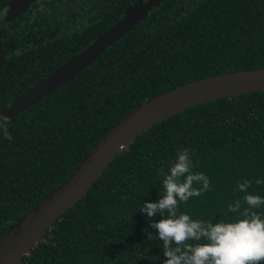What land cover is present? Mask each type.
<instances>
[{"label":"trees","instance_id":"obj_1","mask_svg":"<svg viewBox=\"0 0 264 264\" xmlns=\"http://www.w3.org/2000/svg\"><path fill=\"white\" fill-rule=\"evenodd\" d=\"M37 1L17 19H0V110L110 31L133 2ZM13 2L0 0V16ZM54 29L61 40L32 45ZM251 70H264V0H160L67 84L14 117L0 116L12 136L0 133V241L139 106L188 82ZM181 148L194 152L193 171L211 180L210 191L179 204L181 212L213 223L235 216L228 205L247 206L238 191L245 179L248 192L264 197V184L255 183L264 180V91L193 106L136 136L19 264H163L162 241L139 210L158 201L160 169L168 173Z\"/></svg>","mask_w":264,"mask_h":264},{"label":"water","instance_id":"obj_2","mask_svg":"<svg viewBox=\"0 0 264 264\" xmlns=\"http://www.w3.org/2000/svg\"><path fill=\"white\" fill-rule=\"evenodd\" d=\"M33 1L14 0L10 6L17 9ZM159 1L142 2L84 52L0 110V116L14 117L67 84L128 34ZM4 63L0 39V68ZM258 91H264V70L242 71L179 85L139 106L103 135L63 185L9 229L0 241V264H19L48 230L82 198L114 156L136 136L157 122L193 106Z\"/></svg>","mask_w":264,"mask_h":264},{"label":"clouds","instance_id":"obj_3","mask_svg":"<svg viewBox=\"0 0 264 264\" xmlns=\"http://www.w3.org/2000/svg\"><path fill=\"white\" fill-rule=\"evenodd\" d=\"M0 133L11 140L6 123L0 122ZM189 148L177 150L169 172L160 169L163 190L158 201H144L140 210L151 221L150 227L156 230L162 241L163 264H261L264 262V213L256 211L264 206V197L248 192L252 182L245 179L238 183V191L246 193L242 208L241 200L228 205V213L236 215L213 223L193 219L180 211L179 204L190 198L199 197L210 191L211 180L203 172H194ZM257 185L264 180L256 179ZM194 184L200 187H194ZM159 214L160 220L155 217ZM147 239L153 234L144 229Z\"/></svg>","mask_w":264,"mask_h":264},{"label":"flooded vegetation","instance_id":"obj_4","mask_svg":"<svg viewBox=\"0 0 264 264\" xmlns=\"http://www.w3.org/2000/svg\"><path fill=\"white\" fill-rule=\"evenodd\" d=\"M44 0H38L37 2L38 3H41V2H43ZM136 1H138V0H133V2H132V5L136 2ZM146 0H144L143 2H145ZM141 2V1H140ZM7 9V8H6ZM6 9L3 11V13L1 14V16H0V19L1 20H3L1 17H2V15H5V13H6ZM22 16H20L19 18H21ZM15 19H17V18H15ZM6 20H4V22H5ZM42 29H43V31H46L47 30V28L46 27H42ZM39 31H40V28H39ZM64 34H62V31L61 30H56V29H54L53 31H51L49 34H47L46 36H40L38 39H35L33 42H32V45H36V46H38L39 44H41V43H46L48 40L49 41H51V40H61L63 37ZM32 49V48H31ZM4 53V52H3ZM5 55V54H4ZM5 63H6V56H5ZM5 63H4V65H5ZM3 65V66H4ZM2 66V67H3ZM1 67V68H2Z\"/></svg>","mask_w":264,"mask_h":264},{"label":"rangeland","instance_id":"obj_5","mask_svg":"<svg viewBox=\"0 0 264 264\" xmlns=\"http://www.w3.org/2000/svg\"><path fill=\"white\" fill-rule=\"evenodd\" d=\"M141 1V2H140ZM144 0H138L136 1L130 8V11H133L134 9H137L143 2ZM34 2V1H33ZM31 2V3H33ZM30 3V4H31ZM30 4H27L25 6H22L20 8L14 9L12 6H9L6 9V13L5 15H2V19L8 21V19H14L16 18L18 15H20Z\"/></svg>","mask_w":264,"mask_h":264}]
</instances>
